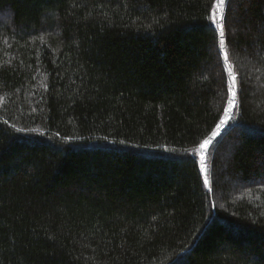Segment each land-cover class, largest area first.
<instances>
[{
  "label": "trees",
  "instance_id": "trees-1",
  "mask_svg": "<svg viewBox=\"0 0 264 264\" xmlns=\"http://www.w3.org/2000/svg\"><path fill=\"white\" fill-rule=\"evenodd\" d=\"M216 2L0 0V264H264V0Z\"/></svg>",
  "mask_w": 264,
  "mask_h": 264
},
{
  "label": "snow or ice",
  "instance_id": "snow-or-ice-1",
  "mask_svg": "<svg viewBox=\"0 0 264 264\" xmlns=\"http://www.w3.org/2000/svg\"><path fill=\"white\" fill-rule=\"evenodd\" d=\"M224 3H225V0H217V4L216 6L214 7V11H213V16L211 17L212 21L214 24H217V27L219 28L220 30V36H221V39H220V47L221 49L224 48V39H223V35H224V26H223V23H217V20H216V11L219 10L221 13L223 12V8H224ZM220 20L222 21L223 20V17L221 16L220 17ZM228 59V55H227V52H225V61H227ZM229 74L232 76V83L229 85L228 87V92H229V98H228V107L224 110V113H225V116L224 118H222L220 120V123L217 125V128L216 130L213 131V134L212 136H215L218 132V130L220 129L221 125L225 124L227 122V118L229 116V110L233 107H235V104H236V92L234 90L235 88V84H236V78L234 75H232L231 73V69H229ZM212 137H208L206 138L200 145V148L201 149H204L211 141ZM121 143H123V141H121ZM201 164L203 165V159L201 160ZM205 183H207V180H205Z\"/></svg>",
  "mask_w": 264,
  "mask_h": 264
},
{
  "label": "rangeland",
  "instance_id": "rangeland-1",
  "mask_svg": "<svg viewBox=\"0 0 264 264\" xmlns=\"http://www.w3.org/2000/svg\"><path fill=\"white\" fill-rule=\"evenodd\" d=\"M216 4H217V2H216ZM215 14H216L217 23H220V21H221L220 20L221 12L219 10H217ZM213 25L215 27H217V24H214L213 23ZM229 69H231V68H229ZM231 73H232V75H234L232 69H231ZM228 76H229V85H230L232 83V76L229 74V70H228ZM233 111H234V109H232V108L229 110V116L227 118V122L225 124H223V125H226L228 122H230V121L232 122L233 121V119H234V117H233L234 112ZM214 141H215V138H213V136H212V139H211L210 143L204 149H201L200 146H199L198 147V150H197L198 151L197 152V156H199V166H200V171H201L202 179H203L204 184H205V187L207 189L209 188V179H208V166H207V158H206V155H207L208 148L213 145ZM202 159H203V165L201 164V160ZM205 180H207V183H205Z\"/></svg>",
  "mask_w": 264,
  "mask_h": 264
},
{
  "label": "water",
  "instance_id": "water-1",
  "mask_svg": "<svg viewBox=\"0 0 264 264\" xmlns=\"http://www.w3.org/2000/svg\"><path fill=\"white\" fill-rule=\"evenodd\" d=\"M232 109H234V107ZM219 134H220V131L218 130L217 134L215 136H213V138H217L219 136Z\"/></svg>",
  "mask_w": 264,
  "mask_h": 264
},
{
  "label": "bare ground",
  "instance_id": "bare-ground-1",
  "mask_svg": "<svg viewBox=\"0 0 264 264\" xmlns=\"http://www.w3.org/2000/svg\"><path fill=\"white\" fill-rule=\"evenodd\" d=\"M235 108V107H234Z\"/></svg>",
  "mask_w": 264,
  "mask_h": 264
}]
</instances>
